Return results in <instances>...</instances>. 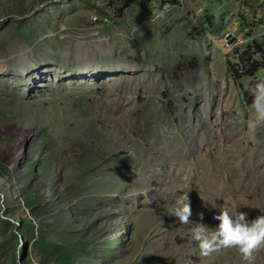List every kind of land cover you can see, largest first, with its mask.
I'll return each instance as SVG.
<instances>
[{
  "label": "rangeland",
  "instance_id": "obj_1",
  "mask_svg": "<svg viewBox=\"0 0 264 264\" xmlns=\"http://www.w3.org/2000/svg\"><path fill=\"white\" fill-rule=\"evenodd\" d=\"M123 2L0 0V264H245L191 229L213 202L264 212V68L230 71L264 48V0Z\"/></svg>",
  "mask_w": 264,
  "mask_h": 264
},
{
  "label": "clouds",
  "instance_id": "obj_2",
  "mask_svg": "<svg viewBox=\"0 0 264 264\" xmlns=\"http://www.w3.org/2000/svg\"><path fill=\"white\" fill-rule=\"evenodd\" d=\"M163 14L162 11L157 13L161 18ZM252 96L250 107L253 115L247 120L246 129L248 140L256 143L257 131L264 127V79H259L255 83ZM211 204L213 208L218 209L214 214V219L218 221L217 226L209 228L203 223H193L191 229L192 239L197 243L200 254L206 257L221 249L234 248L245 264H254L255 254L264 250V212L249 220L247 213L237 211L238 206H230L227 201ZM170 214L181 224L187 225L192 222L187 192L176 198ZM199 215L202 219V213Z\"/></svg>",
  "mask_w": 264,
  "mask_h": 264
},
{
  "label": "trees",
  "instance_id": "obj_3",
  "mask_svg": "<svg viewBox=\"0 0 264 264\" xmlns=\"http://www.w3.org/2000/svg\"><path fill=\"white\" fill-rule=\"evenodd\" d=\"M132 1L133 0H124L121 8L128 6ZM253 46V51L256 53L258 58H251L250 55H246L244 57L240 54L239 61L231 65L230 71L236 83L243 74H252L256 69H258V67L264 68V48H262L258 43H254Z\"/></svg>",
  "mask_w": 264,
  "mask_h": 264
},
{
  "label": "water",
  "instance_id": "obj_4",
  "mask_svg": "<svg viewBox=\"0 0 264 264\" xmlns=\"http://www.w3.org/2000/svg\"><path fill=\"white\" fill-rule=\"evenodd\" d=\"M233 39H234V36H231V37H230V41L233 40Z\"/></svg>",
  "mask_w": 264,
  "mask_h": 264
}]
</instances>
